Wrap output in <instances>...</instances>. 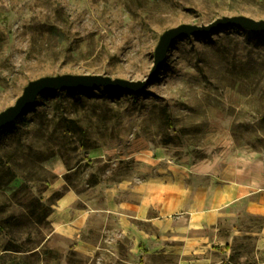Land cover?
<instances>
[{"label": "rangeland", "instance_id": "rangeland-1", "mask_svg": "<svg viewBox=\"0 0 264 264\" xmlns=\"http://www.w3.org/2000/svg\"><path fill=\"white\" fill-rule=\"evenodd\" d=\"M236 14L264 19V0H0V112L44 76L145 80L164 31ZM165 66L143 93L42 94L0 130V254L12 246L30 264H264L251 234L261 217L244 214L187 251L174 237L188 215L168 221L134 191L226 149L264 152V32L179 39Z\"/></svg>", "mask_w": 264, "mask_h": 264}, {"label": "crops", "instance_id": "crops-1", "mask_svg": "<svg viewBox=\"0 0 264 264\" xmlns=\"http://www.w3.org/2000/svg\"><path fill=\"white\" fill-rule=\"evenodd\" d=\"M233 152L226 149L195 163L171 166L134 188L144 196L145 208L159 210L168 221L188 215L189 225L174 237L187 251L211 243V236L244 214L262 218L260 230L251 234L264 242V152ZM188 231L205 236L191 238Z\"/></svg>", "mask_w": 264, "mask_h": 264}, {"label": "water", "instance_id": "water-1", "mask_svg": "<svg viewBox=\"0 0 264 264\" xmlns=\"http://www.w3.org/2000/svg\"><path fill=\"white\" fill-rule=\"evenodd\" d=\"M240 28L252 31L264 32V19H256L252 16L236 14L234 16H222L207 25L180 24L169 28L162 34L159 45L156 48L154 69L145 80H131L126 78H113L103 74H65L50 75L37 78L27 84L22 95L15 104L0 112V130L23 117L37 102V98L52 91L65 90H94L104 88L107 91L143 93L156 80V77L166 68L170 52L179 39L193 36H207L220 32L223 28Z\"/></svg>", "mask_w": 264, "mask_h": 264}, {"label": "trees", "instance_id": "trees-1", "mask_svg": "<svg viewBox=\"0 0 264 264\" xmlns=\"http://www.w3.org/2000/svg\"><path fill=\"white\" fill-rule=\"evenodd\" d=\"M2 130V129H1ZM1 224H0V228H1ZM11 244V243H10ZM13 251H21L19 249H16V248H13L12 246H9L7 248H5V251L4 253L0 254V258H5L7 259L6 257H9V258H12V254H13ZM9 260H6V262H8ZM16 261V262H15ZM6 262L4 264H6ZM11 264H30V262H28V260H25V261H20L18 260V258H12V263Z\"/></svg>", "mask_w": 264, "mask_h": 264}]
</instances>
